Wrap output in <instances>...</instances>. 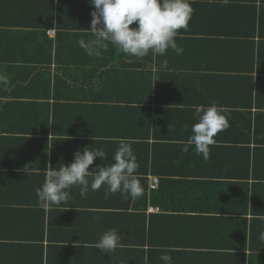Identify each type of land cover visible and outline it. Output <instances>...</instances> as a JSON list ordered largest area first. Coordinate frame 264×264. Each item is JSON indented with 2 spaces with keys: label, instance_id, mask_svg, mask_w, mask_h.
<instances>
[{
  "label": "crops",
  "instance_id": "obj_1",
  "mask_svg": "<svg viewBox=\"0 0 264 264\" xmlns=\"http://www.w3.org/2000/svg\"><path fill=\"white\" fill-rule=\"evenodd\" d=\"M8 1L0 0V50H49L56 30L34 31L47 23L36 4ZM190 2L188 29L176 37L181 55L52 50L50 79L0 85V264H163L169 249L173 264H240L264 254V0ZM64 19L84 26L92 17ZM212 104L227 119L249 110L248 170L231 150L239 135L230 127L207 160L194 146L182 151L198 122L194 106ZM120 138L137 157L141 197L106 199V186L82 196L73 186L67 203L40 207L47 167L88 147L106 153L89 166L98 171L113 163ZM112 228L121 246L101 253L94 245Z\"/></svg>",
  "mask_w": 264,
  "mask_h": 264
},
{
  "label": "clouds",
  "instance_id": "obj_2",
  "mask_svg": "<svg viewBox=\"0 0 264 264\" xmlns=\"http://www.w3.org/2000/svg\"><path fill=\"white\" fill-rule=\"evenodd\" d=\"M90 3L95 7L91 12L89 30L92 38L79 41V46L89 57L101 55L102 51L109 49L110 44L127 55L139 58L149 53L153 59L163 57L169 49L177 55L183 53L184 49L177 44L176 37L180 29H188L194 11L190 0H90ZM133 24L135 27H132ZM48 31H55V28ZM160 67L167 68L168 61L161 60ZM6 84L7 75L0 73V85ZM194 107L198 122L192 125L187 141L181 142L182 151L187 153L194 146L196 154L207 160L210 146L216 143L214 137L229 127V122L217 104ZM184 127L187 130L188 125ZM96 158H106L105 151L85 147L74 154L71 164H63L58 170L47 167L44 182L36 190L40 207L47 209L67 203L71 199L70 190L73 186L80 188L82 196L86 195L89 187L95 192L103 186H106V199L117 192L124 199L143 195L144 189L136 175L139 167L137 157L126 138L119 139V146L112 157L113 163L100 167L98 171L96 168L89 171V166L93 165ZM24 171L28 172L26 168ZM122 239L119 231L112 228L104 232L94 247L101 253H111L121 246ZM258 239L264 243V231L259 233ZM170 251H163L160 255L163 264H173Z\"/></svg>",
  "mask_w": 264,
  "mask_h": 264
},
{
  "label": "trees",
  "instance_id": "obj_3",
  "mask_svg": "<svg viewBox=\"0 0 264 264\" xmlns=\"http://www.w3.org/2000/svg\"><path fill=\"white\" fill-rule=\"evenodd\" d=\"M27 1L36 4L39 10L38 14L43 16L47 22L43 25L36 24L34 31H41V36L46 38L45 31L55 28V37L47 40L46 44L49 50H0V73L6 74L8 79H50L49 70L45 66L51 61L52 50H83L79 46V41L81 39L87 41L92 38V34L89 31L90 24L84 26L70 25L64 22V18L67 17L68 12H70V15H89L94 5L90 3V0H26L24 2ZM17 2L21 4L22 0ZM9 42L12 43V40ZM34 44L37 46L40 43L35 39ZM108 50H119V48L110 44ZM241 111H243L241 112L242 117L228 119L231 130H234L235 134L239 135L235 142L231 143L235 145L232 146L231 150L237 152L243 164V169L248 170L251 159L249 138L251 118L249 110ZM149 120L147 118V125H149ZM214 139L216 143L211 146L213 147L212 151L213 153H218L221 149V144L219 143L222 142L217 136ZM240 264H264V254H250L247 261H245V256L243 255Z\"/></svg>",
  "mask_w": 264,
  "mask_h": 264
},
{
  "label": "built area",
  "instance_id": "obj_4",
  "mask_svg": "<svg viewBox=\"0 0 264 264\" xmlns=\"http://www.w3.org/2000/svg\"><path fill=\"white\" fill-rule=\"evenodd\" d=\"M157 187V179L156 178H153L152 179V182L150 184V188L151 189H155Z\"/></svg>",
  "mask_w": 264,
  "mask_h": 264
}]
</instances>
